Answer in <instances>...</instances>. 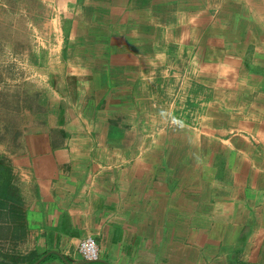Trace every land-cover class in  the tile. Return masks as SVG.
I'll use <instances>...</instances> for the list:
<instances>
[{
    "label": "crops",
    "instance_id": "1",
    "mask_svg": "<svg viewBox=\"0 0 264 264\" xmlns=\"http://www.w3.org/2000/svg\"><path fill=\"white\" fill-rule=\"evenodd\" d=\"M0 48V264H264V0H0Z\"/></svg>",
    "mask_w": 264,
    "mask_h": 264
},
{
    "label": "rangeland",
    "instance_id": "2",
    "mask_svg": "<svg viewBox=\"0 0 264 264\" xmlns=\"http://www.w3.org/2000/svg\"><path fill=\"white\" fill-rule=\"evenodd\" d=\"M11 36L17 37L18 34L11 33ZM1 49V48H0ZM5 52L3 53V50H0V97L3 99H7L9 97L6 96L8 95L9 92V84L14 85L13 82L17 83L18 79L20 78V73L24 69V66L20 65L19 63H9L8 60L12 59V56L14 57V53H11L9 50H4ZM9 55L6 56L7 53ZM5 54V57L3 55ZM16 55V53H15ZM33 88L27 86V93H32ZM34 93H32L33 95ZM7 102L8 99H7ZM8 108L10 105H8Z\"/></svg>",
    "mask_w": 264,
    "mask_h": 264
},
{
    "label": "built area",
    "instance_id": "3",
    "mask_svg": "<svg viewBox=\"0 0 264 264\" xmlns=\"http://www.w3.org/2000/svg\"><path fill=\"white\" fill-rule=\"evenodd\" d=\"M79 251L87 261L93 262L99 259L98 245L96 240L91 236L81 241Z\"/></svg>",
    "mask_w": 264,
    "mask_h": 264
}]
</instances>
